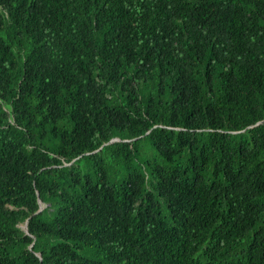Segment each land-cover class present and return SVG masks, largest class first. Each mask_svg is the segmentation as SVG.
Segmentation results:
<instances>
[{"label":"trees","instance_id":"trees-1","mask_svg":"<svg viewBox=\"0 0 264 264\" xmlns=\"http://www.w3.org/2000/svg\"><path fill=\"white\" fill-rule=\"evenodd\" d=\"M0 264H264V0H0Z\"/></svg>","mask_w":264,"mask_h":264},{"label":"water","instance_id":"water-1","mask_svg":"<svg viewBox=\"0 0 264 264\" xmlns=\"http://www.w3.org/2000/svg\"><path fill=\"white\" fill-rule=\"evenodd\" d=\"M114 141H118L117 139H113L112 141H110V142H114ZM39 202V204L41 203L40 201H38ZM24 230H26V226L24 227Z\"/></svg>","mask_w":264,"mask_h":264},{"label":"clouds","instance_id":"clouds-1","mask_svg":"<svg viewBox=\"0 0 264 264\" xmlns=\"http://www.w3.org/2000/svg\"><path fill=\"white\" fill-rule=\"evenodd\" d=\"M40 208H43V204L42 203H40ZM26 226V224L25 225H23V229H24V227Z\"/></svg>","mask_w":264,"mask_h":264},{"label":"rangeland","instance_id":"rangeland-1","mask_svg":"<svg viewBox=\"0 0 264 264\" xmlns=\"http://www.w3.org/2000/svg\"><path fill=\"white\" fill-rule=\"evenodd\" d=\"M109 143H111V142H109Z\"/></svg>","mask_w":264,"mask_h":264}]
</instances>
